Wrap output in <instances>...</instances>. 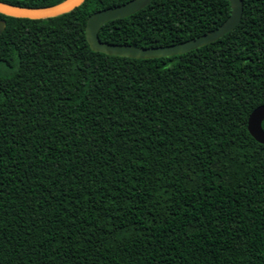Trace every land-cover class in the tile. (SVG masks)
Listing matches in <instances>:
<instances>
[{"label": "trees", "instance_id": "16d2710c", "mask_svg": "<svg viewBox=\"0 0 264 264\" xmlns=\"http://www.w3.org/2000/svg\"><path fill=\"white\" fill-rule=\"evenodd\" d=\"M127 1L0 13V264H264V144L248 130L264 104V0L183 54L94 51L88 17ZM230 13L228 0H152L99 37L166 46Z\"/></svg>", "mask_w": 264, "mask_h": 264}, {"label": "water", "instance_id": "95a60500", "mask_svg": "<svg viewBox=\"0 0 264 264\" xmlns=\"http://www.w3.org/2000/svg\"><path fill=\"white\" fill-rule=\"evenodd\" d=\"M85 0H63L54 5L46 7H26L0 1V13L32 19H41L57 16L69 12ZM152 0H129L125 3L98 10L92 13L86 22V38L94 51L103 52L108 55L123 56L129 58H158L177 54H183L192 49L207 45L218 40L232 31L241 21L243 15V0H228L231 4V13L228 18L215 29L176 44L166 46L143 47L128 43H110L99 37L101 27L111 20L124 18L143 9ZM6 21L0 19V35L5 29ZM264 104L256 107L248 119V130L260 143L264 144Z\"/></svg>", "mask_w": 264, "mask_h": 264}]
</instances>
